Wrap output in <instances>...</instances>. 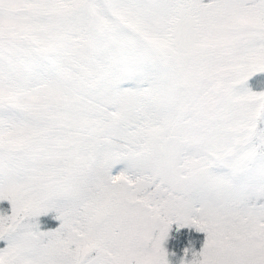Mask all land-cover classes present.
<instances>
[{
  "label": "snow or ice",
  "instance_id": "1",
  "mask_svg": "<svg viewBox=\"0 0 264 264\" xmlns=\"http://www.w3.org/2000/svg\"><path fill=\"white\" fill-rule=\"evenodd\" d=\"M257 73L264 0H0V264H264Z\"/></svg>",
  "mask_w": 264,
  "mask_h": 264
},
{
  "label": "rangeland",
  "instance_id": "2",
  "mask_svg": "<svg viewBox=\"0 0 264 264\" xmlns=\"http://www.w3.org/2000/svg\"><path fill=\"white\" fill-rule=\"evenodd\" d=\"M247 87H249L252 91H264V73H257L249 78L246 82ZM122 168V165H116L113 169V174L119 172ZM0 213H9L10 214V204L7 201H0ZM55 213L49 212L46 215H41L37 218V222L40 224L41 231H47L50 229H54L58 226L59 221L54 219ZM177 226L176 224H173ZM171 225V226H173ZM171 228V227H170ZM189 228V227H187ZM194 228V227H193ZM192 228V229H193ZM195 229V228H194ZM202 234V242H197L196 237H193V241L195 243V247H191L194 251H199L203 240H204V233ZM200 243V245H199ZM199 245V246H198ZM4 246V242L0 241V247ZM198 246V247H197ZM163 247L165 248L166 253L168 254L167 259L169 260V264H179L180 259L184 256V253L176 254L168 247L167 239L163 243ZM197 247V248H196Z\"/></svg>",
  "mask_w": 264,
  "mask_h": 264
},
{
  "label": "trees",
  "instance_id": "3",
  "mask_svg": "<svg viewBox=\"0 0 264 264\" xmlns=\"http://www.w3.org/2000/svg\"><path fill=\"white\" fill-rule=\"evenodd\" d=\"M193 237H196L197 242H202L201 232H197L194 228L187 227H181L178 229L177 226L173 225L171 226L167 237L168 247L176 254L184 253L185 249L195 247Z\"/></svg>",
  "mask_w": 264,
  "mask_h": 264
},
{
  "label": "clouds",
  "instance_id": "4",
  "mask_svg": "<svg viewBox=\"0 0 264 264\" xmlns=\"http://www.w3.org/2000/svg\"><path fill=\"white\" fill-rule=\"evenodd\" d=\"M5 231L7 230V228L5 227V229H4Z\"/></svg>",
  "mask_w": 264,
  "mask_h": 264
}]
</instances>
